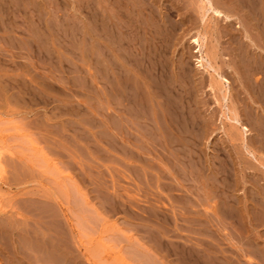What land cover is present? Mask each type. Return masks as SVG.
Instances as JSON below:
<instances>
[{
  "label": "rangeland",
  "instance_id": "1",
  "mask_svg": "<svg viewBox=\"0 0 264 264\" xmlns=\"http://www.w3.org/2000/svg\"><path fill=\"white\" fill-rule=\"evenodd\" d=\"M12 1L0 0V264H264V0L261 3L259 0H242V5L239 3L241 7L237 0L235 2L238 7L236 4L228 5L232 9L227 5L223 7L234 14L241 9L232 18L233 26L222 24L223 22L216 23L213 19L206 20L218 29L217 33L224 35L212 36L207 32L202 49L209 50V54L217 46L216 58L211 64L218 69L210 66L199 67L197 63V48L192 42L201 29L198 9L195 7L196 0H174L180 10L173 9L176 11L170 20L173 28H169L175 29L171 31L172 34H168L167 43L170 46L165 43V52L157 56V61L161 64L158 63L165 68V75L169 72L166 78L161 77L163 81L156 77L160 83L152 82L153 77H149L142 66L139 67L140 55L123 49L117 34L109 36L108 25H115L116 22L111 9H105L108 12L103 11L107 24L104 23L103 28L108 26L105 31L102 29L106 38L103 34L104 37H98L96 17L94 18L97 15L96 10L99 9L97 0H83L84 3L81 0H14V6ZM159 1L156 2L158 9L161 3ZM80 3H83L82 6ZM166 3L171 2L169 0ZM9 4H12L11 7ZM187 8H193L190 17L183 18L182 12ZM243 10L246 13H249L248 10L251 12L245 14ZM109 11H112L114 17L107 15ZM256 15L259 16L255 17ZM255 18L259 20L255 21L256 26ZM66 22H70L69 25ZM237 24H241V30L235 28ZM94 28L96 32L93 31ZM228 29L229 35L225 32ZM235 30L239 35L238 39L230 37ZM107 37L111 38L112 44ZM100 53H106L108 57L101 56ZM236 53L241 55L237 56ZM210 55L213 57L209 54L208 60ZM182 71H187L188 75ZM218 73L229 81L227 99L223 98L222 91L217 90ZM215 75L217 78H214ZM169 79L172 83L168 82ZM171 84L179 87L180 95L169 90ZM210 85L215 87L211 89ZM191 87L194 89H190ZM185 89L186 93L193 94L195 98L186 94ZM162 92L165 96H170H166L165 101L159 97ZM186 95L187 98H183ZM179 97L184 99L183 102L192 104L189 107L188 103L191 109L187 118L196 123L195 119L198 117L196 125L201 129L194 130L193 138L178 139L174 133L172 119L175 118V105L172 104ZM155 101H160L161 106ZM232 106L249 129L244 138L245 144L242 136H238L237 130L232 126L233 123L227 119V107ZM170 107L173 110H169ZM147 117L151 118L146 119ZM176 140H180L185 146L187 142H195L199 150L186 152L187 159L179 154L178 161L174 148ZM243 145L254 155H250ZM142 149L144 150L141 151ZM134 150L136 155L132 153ZM155 154H159L160 158ZM155 159L160 160V163H168H165L168 165L165 166L167 169H163V164ZM182 164L187 168L182 170ZM165 170L172 174H166ZM149 216L153 218L152 221ZM197 222L199 227L195 224ZM202 222L208 223L207 226L202 225ZM194 228L196 232L193 231ZM155 236L160 237H157L159 240ZM208 246L213 248L209 249ZM218 260L221 263L216 262Z\"/></svg>",
  "mask_w": 264,
  "mask_h": 264
},
{
  "label": "bare ground",
  "instance_id": "2",
  "mask_svg": "<svg viewBox=\"0 0 264 264\" xmlns=\"http://www.w3.org/2000/svg\"><path fill=\"white\" fill-rule=\"evenodd\" d=\"M14 1V0H13ZM12 1V2H13ZM17 1V0H16ZM19 1V0H18ZM21 1V0H20ZM31 1H33V0H31ZM43 1V0H42ZM76 1V0H75ZM83 3L85 2V1H83V0H81ZM87 1V0H86ZM161 1V3H159V9H158V7H157V5H156V2H157V0H97L96 2V4L98 5V10H96L97 11V15H95L94 16V18L96 17V23L95 24H97V27H96V29H97V34H98V37L99 38H101V36H103L104 34H103V31H102V29H104L103 28V24L105 23V16L103 15V11H107V10H105V9H111L112 11H113V13H114V16H115V20H116V22H114V21H112V22H114L115 23V25L113 24V25H108L109 26V28H108V26L106 27V28H108V29H110L109 30V36H111V35H113V36H115L116 34L119 36V39H118V41H119V44H120V46L123 48V49H126V50H129L130 52H136V55H140V58H139V61H140V63H139V61H138V63H139V67L141 68V66H142V68H144L145 69V71H146V73L149 75V77L151 76V77H153V80H152V82H154V81H158L159 82V80H156L157 78L158 79H162V81L164 80L163 78H164V76H165V78H166V75H167V73H169V72H167L166 73V75H165V72L163 71L165 68L162 66V65H160L161 63L159 62V61H157V59H159L157 56H160V55H162V52L164 51L165 52V50H164V48L166 47V45L167 46H170L169 45V43H167L168 42V34H172L171 33V31L172 30H174V29H170L169 27H171V28H173V26L172 25H170L171 24V22H170V20H171V17L174 15V11H173V9L175 8V9H177V10H180V8H179V5L174 1V0H170V2L171 3H166V1H169V0H160ZM159 1V2H160ZM190 1V0H189ZM188 1V2H189ZM235 1H237V0H219L218 2H216V0H196V2H195V7H197V9H198V14H199V23H200V26H201V29H199V31H198V34L193 38V41L192 42H194L195 44H196V53H197V63H198V66L199 67H213L212 66V64H211V62H212V60L214 61V59L216 58V49H217V46L215 47V45L213 46V47H215V48H213V50H212V48H211V50H212V53L210 52L209 54H212V56L213 57H211V55H210V60H208L209 59V54H208V52H209V50H206L205 48V50H203L202 51V49H203V47H204V42H206V41H204V38H205V36H206V34H207V32H209L212 36H216L217 34L218 35H220V36H224V35H221V34H219V33H217V31H218V29H215L216 27L214 26V27H212L210 24H208L207 22H206V20L207 19H213V20H215V22L217 23V22H223L222 24H226V25H231V26H233V24H231V21H233L232 20V18L233 17H236V14L238 13V12H240V10L239 11H237V13L235 12V14H234V12L232 11V12H230L229 11V9L228 10H224L223 9V7L225 8V6L227 5H232V4H236V6L238 7V4L240 3H242V0L239 2L238 1V4L235 2ZM244 1H246V0H244ZM256 1V0H255ZM260 1V3H261V1L262 0H259ZM3 3H4V1H2ZM9 2V1H8ZM24 2V1H23ZM34 2H36V1H34ZM57 2V1H56ZM59 2V1H58ZM71 2V1H70ZM93 2H95V1H93ZM247 2H249V1H247ZM254 2V1H253ZM258 2V1H257ZM256 2V3H257ZM6 3V2H5ZM9 3H11V2H9ZM22 3V2H21ZM24 3H26V2H24ZM33 3V2H32ZM52 3H55V2H52ZM62 3V2H61ZM60 3V4H61ZM82 3V4H83ZM192 3V2H191ZM256 3H254V4H256ZM259 3V4H260ZM14 4H16V2H13V6H14ZM20 4V3H19ZM26 4H28V3H26ZM37 4H39L38 2H37ZM59 4V3H58ZM64 4L65 3H63L62 5L64 6ZM81 4V3H80ZM82 4H81V6H82ZM86 4H87V2H86ZM239 4V5H240ZM245 4V3H244ZM259 4H257V5H259ZM7 5V4H6ZM10 5V4H9ZM12 5V4H11ZM11 5H10V7H11ZM18 5V4H17ZM30 5V4H29ZM32 5V4H31ZM34 6H38V5H35V4H33ZM42 5V4H41ZM70 5H72V3L70 4ZM76 5V4H75ZM89 6H90V3L88 4ZM87 5V6H88ZM94 5V4H93ZM242 5V4H241ZM241 5H240V7H241ZM246 5V4H245ZM248 5V4H247ZM2 6H3V4H2ZM8 6V5H7ZM26 6H28V5H26ZM69 6V5H68ZM74 6V5H73ZM79 6V5H78ZM94 6H96V5H94ZM187 6V5H186ZM228 6V7H229ZM235 6V7H236ZM249 6V5H248ZM252 6V5H251ZM261 6V5H260ZM29 7V6H28ZM65 7V6H64ZM72 7V6H71ZM83 7H84V5H83ZM82 7V8H83ZM190 7V6H189ZM227 7V8H228ZM245 7V6H244ZM262 7H264V6H262ZM65 8H67V6L65 7ZM77 8V7H76ZM96 7H93V9H95ZM230 8V7H229ZM243 8V7H242ZM254 8H256V7H254ZM38 9V8H37ZM84 9H86V8H84ZM88 9V8H87ZM193 9V8H192ZM191 9V10H192ZM230 9H232V8H230ZM236 9V8H235ZM244 9V8H243ZM251 9V8H250ZM264 9V8H263ZM262 8H261V10H263ZM77 10H78V8H77ZM90 10V9H89ZM191 10H188V8L186 9V11L185 12H182V14L184 15L183 16V18H185L186 16H189V14H190V11ZM246 10H247V8H246ZM252 10V9H251ZM84 11V10H83ZM83 11H80V12H83ZM87 11V10H86ZM95 11V10H94ZM93 11V12H94ZM112 11H109V13L107 14V12H106V14L109 16V15H111V16H109V17H112L113 15V13H111ZM236 11V10H235ZM244 11V10H243ZM255 11V10H254ZM254 11H252L253 13H254ZM79 12V11H78ZM176 12V11H175ZM247 11H244L243 13H245V14H250V12L251 11H249L248 10V12L249 13H246ZM256 12V11H255ZM262 12H264V10L262 11ZM84 13V12H83ZM253 13H251V14H253ZM87 14V13H86ZM241 14H242V12H241ZM256 14H258L257 12H256ZM261 14H263V13H261ZM43 15V14H42ZM84 15H85V13H84ZM239 15H240V13H239ZM91 16H93V14L91 15ZM107 16V17H108ZM113 16V17H114ZM238 16V15H237ZM251 16V15H250ZM259 16V15H258ZM257 15L255 16V17H258ZM263 16V20H264V15H262ZM71 17V16H70ZM70 17H67V19H69ZM82 17V16H81ZM85 17V16H84ZM190 17V16H189ZM252 17V16H251ZM73 18L75 19V17L73 16ZM87 18V17H86ZM239 18V17H238ZM247 18H249L248 16H247ZM253 18V17H252ZM260 18V17H259ZM38 19V18H37ZM71 19V18H70ZM112 19V18H111ZM110 19V20H111ZM241 19V18H240ZM245 19V18H244ZM243 18H242V20H244ZM256 19V18H255ZM73 20V19H72ZM84 20V19H83ZM88 20V19H87ZM108 20V19H107ZM253 20V19H252ZM66 21V20H65ZM74 21V20H73ZM94 20L92 21V22H95ZM185 21V20H184ZM188 21V20H187ZM239 21V20H238ZM255 21H259L258 19H256V20H254V23H255ZM77 22V21H76ZM83 22V21H82ZM215 22H214V24H215ZM240 22V21H239ZM243 22V21H242ZM67 23V22H66ZM70 23V22H69ZM69 23H67L68 25H69ZM83 23H86V22H83ZM110 23V22H109ZM210 23V22H209ZM212 24H213V21L211 22ZM241 23V22H240ZM243 23H245V21L243 22ZM251 23V22H250ZM65 24V23H64ZM72 24V23H71ZM71 24H70V28H71ZM106 24V23H105ZM257 24L259 25V23L257 22ZM90 25H92V24H90ZM107 25V24H106ZM220 25H221V23H220ZM246 25H248V24H246ZM245 25V26H246ZM252 25V24H251ZM257 25V26H258ZM88 26H89V24H88ZM176 26V25H175ZM217 26V25H216ZM223 26V25H222ZM249 26V25H248ZM255 26H256V23H255ZM261 26V25H260ZM69 27H67V28H69ZM73 27V26H72ZM84 27H85V25H84ZM93 27V26H92ZM218 27V26H217ZM219 27H221V26H219ZM228 27V26H227ZM243 27V26H242ZM250 27V26H249ZM259 27V26H258ZM106 28L104 29V31L106 30ZM226 28V27H225ZM225 28L223 29V30H225ZM236 29H238V30H241V24H237L236 25V27H235ZM245 28V27H244ZM244 28H242V29H244ZM252 28V27H251ZM260 28V27H259ZM263 28H264V25H263ZM84 29V28H83ZM89 29V28H88ZM87 29V30H88ZM95 29V28H94ZM96 29L95 30H93V31H95L96 32ZM220 29V28H219ZM227 29V28H226ZM72 30V29H71ZM75 30V29H74ZM80 30V29H79ZM221 30V29H220ZM232 30H233V28H232ZM247 30V29H246ZM245 30V31H246ZM81 31V30H80ZM83 31V30H82ZM90 31V30H89ZM62 32V31H61ZM70 32H72V31H70ZM86 32H88V31H86ZM85 32V33H86ZM91 32V31H90ZM108 32V31H107ZM219 32V31H218ZM222 32V34H223V31H221ZM225 32H228V35L230 34L229 32V29H228V31H225ZM247 32H249V31H247ZM74 33V32H73ZM83 33V32H82ZM241 33V32H240ZM250 33V32H249ZM65 34V33H64ZM75 34V33H74ZM76 34H77V32H76ZM75 34V35H76ZM92 34V33H91ZM103 34V35H102ZM82 35V34H81ZM241 35V34H240ZM242 35H243V33H242ZM248 35V34H247ZM250 35V34H249ZM248 35V36H249ZM253 35V34H252ZM66 36V35H65ZM69 36V35H68ZM80 36V35H79ZM83 36H84V34H83ZM82 36V37H83ZM94 36V35H93ZM105 36V38H106V35H104ZM103 36V37H104ZM108 36V35H107ZM117 36V37H118ZM173 36V35H172ZM219 36V37H220ZM263 37H264V35H262ZM261 36V37H262ZM76 37V36H75ZM112 37V36H111ZM218 37V36H217ZM218 37V38H219ZM231 38H239V35L237 34V31L235 30V31H233L232 32V34H231V36H230ZM245 37V36H244ZM243 37V38H244ZM262 37V38H263ZM84 38V37H83ZM98 38V39H99ZM108 38V40L110 41V39H109V37H107ZM113 38H115V37H113ZM246 38V37H245ZM94 39V38H93ZM104 39V38H103ZM177 39V38H176ZM241 39V38H240ZM73 40V39H72ZM107 40V39H106ZM115 40V39H114ZM229 40H231V39H229ZM233 40V39H232ZM244 40V39H243ZM264 40V39H263ZM71 41V40H70ZM113 41V40H112ZM117 41V40H116ZM225 41V40H224ZM242 41V40H241ZM249 41H250V39H249ZM114 42V41H113ZM171 42V41H170ZM219 42V41H218ZM234 42H237V41H234ZM165 43H167V44H165ZM240 43V42H239ZM264 43V42H263ZM32 44V43H31ZM110 44H112V42L110 41ZM119 44H118V46H119ZM246 44V43H245ZM244 44V45H245ZM254 44H256V43H254ZM34 45V44H33ZM97 45V44H96ZM259 45H261V44H259ZM98 46H99V44H98ZM109 46V45H108ZM205 46H207V45H205ZM248 45H246L245 47H247ZM262 46V45H261ZM111 47V46H110ZM120 47V48H121ZM209 47V46H208ZM237 47V46H236ZM253 47H256V46H253ZM252 47V48H253ZM258 47H260V46H258ZM263 47V46H262ZM99 48V47H98ZM168 48V47H167ZM210 48V47H209ZM248 48V47H247ZM247 48H245V49H247ZM100 49V48H99ZM123 49H121V50H123ZM258 49V48H257ZM263 49H264V47H263ZM103 50V49H102ZM125 50V51H126ZM169 50H170V48H169ZM210 50V51H211ZM244 50V49H243ZM100 51H101V49H100ZM99 50H98V52H100ZM125 51H122V52H125ZM208 51V52H207ZM249 51V53L251 52L250 51V49L248 50ZM101 52H103V51H101ZM117 52L118 51H116V54H117ZM163 52V53H164ZM204 52V53H203ZM262 52V51H261ZM104 53V52H103ZM121 53V52H120ZM127 53H128V51H127ZM241 53V52H240ZM243 53V52H242ZM247 53V52H246ZM101 54V53H100ZM106 54V53H105ZM104 54V55H105ZM125 54V53H124ZM165 54H167V53H165ZM215 54V55H214ZM259 54V53H258ZM103 54H101V56H102ZM103 55V56H104ZM111 55V54H110ZM127 55V54H126ZM236 55H237V53H236ZM239 55V54H238ZM237 55V56H238ZM241 55V54H240ZM239 55V56H240ZM243 55H244V53H243ZM245 55H247V54H245ZM254 55V54H253ZM256 55V54H255ZM260 55V54H259ZM106 56V55H105ZM120 56V55H119ZM121 56H122V54H121ZM135 56V55H134ZM106 57H108V56H106ZM118 57V56H117ZM130 57V56H129ZM137 57V56H136ZM139 57V56H138ZM163 57V56H162ZM247 57H249V60L251 59L250 58V56H247ZM246 57V58H247ZM254 57V56H253ZM111 57H109V59H110ZM131 58V57H130ZM238 58V57H237ZM240 58V57H239ZM243 58V57H242ZM256 58V57H255ZM262 58L263 57H261V60H262ZM105 59V58H104ZM107 59V58H106ZM123 59V58H122ZM128 59V58H127ZM138 59V58H137ZM167 58H165V60H166ZM245 59V58H244ZM253 59V58H252ZM112 60H113V58H112ZM120 60V59H119ZM124 60V59H123ZM132 60V59H131ZM135 60V59H134ZM161 60V59H160ZM164 60V59H163ZM164 60V61H165ZM248 60V59H247ZM255 60V59H254ZM253 60V61H254ZM162 61V60H161ZM240 61H241V59H240ZM246 61V60H245ZM255 61H257V60H255ZM255 61H254V63H255ZM108 62V61H107ZM111 62V61H110ZM114 62V61H113ZM160 64H159V63ZM166 62H167V60H166ZM165 62V63H166ZM242 62V61H241ZM244 62V61H243ZM242 62V63H243ZM260 62V61H259ZM259 62H258V64H259ZM264 62V61H263ZM37 63V62H36ZM115 63V62H114ZM129 63V62H128ZM137 63V64H138ZM170 63V62H169ZM168 63V64H169ZM185 63V62H184ZM183 63V64H184ZM213 63V62H212ZM245 63V62H244ZM243 63V64H244ZM247 64L249 63V61H247L246 62ZM261 63V62H260ZM98 64V63H97ZM100 65H101V63H99ZM135 64V63H134ZM178 64H182V63H178ZM218 64V63H217ZM239 64V63H238ZM262 64V63H261ZM103 65V64H102ZM126 65V64H125ZM170 65V64H169ZM216 65V64H215ZM220 65V64H219ZM118 65H116V67H117ZM137 66V67H138ZM165 66V65H164ZM243 66V65H242ZM257 66V65H256ZM102 67V66H101ZM111 67V66H110ZM127 67V66H126ZM136 67V66H135ZM166 67H167V65H166ZM181 67V66H180ZM179 67V68H180ZM186 67V66H185ZM198 67V68H199ZM229 67V66H228ZM252 67V66H251ZM112 68V67H111ZM110 68V69H111ZM118 68H120V66L118 67ZM129 68V67H128ZM179 68L178 69H176V70H179ZM213 68H217V67H213ZM212 68V69H213ZM249 68V67H248ZM254 68L255 67H253V70H254ZM262 68V67H261ZM101 69V68H100ZM139 69V68H138ZM137 69V70H138ZM143 69V70H144ZM181 69V68H180ZM184 69V68H183ZM200 69V68H199ZM218 69V68H217ZM263 69V68H262ZM102 70V69H101ZM108 70V69H107ZM122 70V69H121ZM129 70H130V68H129ZM141 70V69H140ZM139 70V71H140ZM203 70V69H202ZM215 70V69H214ZM103 71V70H102ZM106 71V70H105ZM113 71H114V69H113ZM112 71V72H113ZM213 71V70H212ZM217 71V70H216ZM250 71V70H249ZM115 72H117V71H115ZM114 72V73H115ZM122 72H123V70H122ZM187 72V71H186ZM185 71H182V73L184 74V73H186ZM219 72V71H218ZM222 72V71H221ZM239 72H241V71H239ZM244 72V71H243ZM242 72V73H243ZM247 72V71H246ZM260 72V71H259ZM106 73V72H105ZM139 73V72H138ZM174 73V72H173ZM178 73H179V71H178ZM189 73V72H188ZM214 73V72H213ZM101 74V73H100ZM120 74V73H119ZM118 74V75H119ZM124 74V73H123ZM133 74V73H132ZM136 74V73H135ZM143 74V73H142ZM141 74V75H142ZM262 74V73H261ZM264 74V73H263ZM102 75V74H101ZM101 75H99L100 77H102ZM115 75V74H114ZM113 75V76H114ZM122 75V74H121ZM121 75L119 76V77H121ZM138 77H139V75L138 74H136ZM169 75V74H168ZM186 75H188L187 73H186ZM186 75H183V76H186ZM237 75V74H236ZM257 75H258V73H257ZM106 76H108L107 74H106ZM131 76V75H130ZM170 76V75H169ZM173 76V75H172ZM176 76V75H175ZM240 76V75H239ZM244 76H245V74H244ZM250 77H251V75H249ZM104 77H105V75H104ZM115 77H116V75H115ZM124 78H125V76H123ZM128 77V76H127ZM157 77V78H156ZM161 77H163V78H161ZM218 80L216 81V83H218V88L219 89H217V90H220V91H222L223 93H224V95H223V98L224 99H227L226 97H227V93L229 92V85H228V83H229V81H228V79H226L222 74H219L218 73ZM170 78V77H169ZM189 78V77H188ZM206 78V77H205ZM214 78H217L216 77V75H215V77ZM213 78V79H214ZM101 79H103V77L101 78ZM119 79V78H118ZM129 79V78H128ZM131 79H133V78H131ZM144 79V78H143ZM172 79H174V77L172 78ZM213 79H212V81H213ZM243 79V78H242ZM248 79V78H247ZM171 79H169V83L171 82L170 81ZM186 80L188 81V79L186 78ZM103 81V80H102ZM108 81V80H107ZM132 81V80H131ZM140 81H141V79H140ZM140 81H139V83H140ZM161 81V80H160ZM167 81V80H166ZM181 81H183V77H182V79H181ZM249 81V80H248ZM254 81V80H253ZM257 81V80H256ZM263 82V81H262ZM134 82H132V84H133ZM156 83V82H155ZM160 83V82H159ZM167 83V82H166ZM172 83V82H171ZM176 83V82H175ZM178 83V82H177ZM184 84H185V82H183ZM187 83V82H186ZM190 83V82H189ZM188 83V84H189ZM192 83V82H191ZM214 83V82H213ZM225 83H227V84H225ZM131 84V83H130ZM137 84V83H136ZM146 84V83H145ZM158 84V83H157ZM163 83L161 82V85H162ZM165 84V83H164ZM187 84V86H189ZM247 84H248V82H247ZM123 85V84H122ZM127 85H128V83H127ZM153 85V84H152ZM172 86L171 87H169V90L170 91H173L175 94H179L180 95V93H181V91L180 92H178L179 91V87H177V85H175V84H171ZM180 85V84H179ZM246 85V84H245ZM120 86V85H119ZM124 86V85H123ZM125 86H126V84H125ZM133 86V85H132ZM139 86V85H138ZM142 86V85H141ZM146 86V85H145ZM158 86V85H157ZM160 86V85H159ZM164 86V85H163ZM167 86H168V84H167ZM243 86V85H242ZM256 86V85H255ZM260 86V85H259ZM264 86V85H263ZM112 87V86H111ZM135 88H136V85L134 86ZM150 87V86H149ZM152 87V86H151ZM161 87V86H160ZM166 87V86H165ZM195 87V86H194ZM194 87L192 88H190V89H194ZM211 89H213L215 86H209ZM244 87V86H243ZM248 87V86H247ZM121 88V87H120ZM134 88V89H135ZM146 88V87H145ZM153 88V87H152ZM154 88H157V87H154ZM159 88V87H158ZM163 88V87H162ZM182 88V87H181ZM184 88H185V85H184ZM252 88V87H251ZM262 87H260V89H261ZM106 89H108V88H106ZM115 89V88H114ZM118 89V88H117ZM123 89V88H122ZM126 89H127V87H126ZM125 89V90H126ZM128 89H130V88H128ZM131 89H133V87L131 88ZM148 89V88H147ZM166 89V88H165ZM186 89H187V87H186ZM185 89V93H186V90ZM189 89V88H188ZM210 89V90H211ZM263 89V88H262ZM113 90V89H112ZM143 90V89H142ZM152 90V89H151ZM184 90V89H183ZM209 90V89H208ZM215 90V89H214ZM216 90V91H217ZM251 90H253V89H251ZM119 91V90H118ZM122 91V90H121ZM120 91V92H121ZM139 91V90H138ZM160 91V90H159ZM162 91H166V90H162ZM114 92V91H113ZM115 92H117L116 90H115ZM124 92V91H123ZM149 92H150V90H149ZM169 92V91H168ZM183 92V91H182ZM191 92V91H190ZM194 92V91H193ZM192 92V93H193ZM140 93V92H139ZM158 93V92H157ZM163 93V92H162ZM158 94L159 95V97H161V98H163V100H164V98L166 97V96H169V95H166L165 96V94L163 93V94ZM166 93V92H165ZM188 93V92H187ZM186 93V94H187ZM261 93H262V91H261ZM111 94V93H110ZM135 94V93H134ZM149 94V93H148ZM151 94H153V93H151ZM150 94V95H151ZM155 94V93H154ZM183 94H184V92H183ZM189 94V93H188ZM229 94V93H228ZM117 95V94H116ZM124 95H126V93L124 94ZM140 95V94H139ZM171 95V94H170ZM190 95V94H189ZM191 95H193V94H191ZM190 95V96H191ZM114 96V95H113ZM121 96H123V95H121ZM143 96V95H142ZM153 96V95H152ZM190 96H189V98H190ZM128 97V96H127ZM155 97V96H154ZM158 97V98H159ZM170 97V96H169ZM174 97H176V96H174ZM191 97H194L195 98V96L193 95V96H191ZM251 97V96H250ZM253 97V96H252ZM255 97V96H254ZM122 98V97H121ZM140 99H141V97H139ZM147 98V97H146ZM167 98V97H166ZM177 98V97H176ZM180 98V97H179ZM182 98V97H181ZM180 98V99H181ZM183 98H187V95H186V97H183ZM222 98V99H223ZM127 99V98H126ZM132 99V98H131ZM130 99V100H131ZM148 99V98H147ZM157 99V98H156ZM174 99V98H173ZM178 99V100H176L175 99V101L173 100V103L175 102V104H172V102H171V104L172 105H175V107L174 106H172V107H174L175 109L173 110L171 107H170V109L169 110H173L174 111V114L173 115H175V118H173L172 119V122H173V124H172V122L170 123V124H172V127L175 129V135L176 136H178L177 138L179 139V138H193V135H194V130L196 129L197 130V128H199V127H197V125H196V123L198 122V117H197V120L195 119V121H197L196 123L194 122V121H192V120H189V118H187V116L189 115V109H191V108H189V107H191V102H188V103H190V106L188 107V103H186V102H183V100L181 99ZM249 99V98H248ZM257 99V98H256ZM123 100H124V98H123ZM151 100H152V97H151ZM154 100V99H153ZM161 100V99H160ZM189 100V99H188ZM191 100V99H190ZM194 100V99H193ZM132 101V100H131ZM131 101H129V102H131ZM143 101V100H142ZM146 101V100H145ZM157 101V100H156ZM155 101V103L157 104L158 103V105L159 106H161L160 104H159V102H156ZM162 101V100H161ZM165 101V100H164ZM170 101H172V98H171V100ZM186 101H187V99H186ZM195 101H197V100H195ZM218 101V100H217ZM122 102V101H121ZM144 102V101H143ZM147 102H149V101H147ZM167 102H169V100H167ZM151 103V102H150ZM129 104V103H128ZM130 104H132V103H130ZM133 104H135L134 102H133ZM141 104V103H140ZM168 104V103H167ZM197 104V103H196ZM126 105V104H125ZM148 105V104H147ZM155 105V104H154ZM158 105H156V106H158ZM168 105H170V104H168ZM198 105V104H197ZM108 106V105H107ZM143 106V105H142ZM150 106V105H149ZM109 107H110V105H109ZM125 107V106H124ZM133 107V106H132ZM140 107H141V105H140ZM164 107H165V104H164ZM192 107H194V108H197V107H195V106H192ZM250 107V106H249ZM111 108V107H110ZM128 108H129V106H128ZM151 108V107H150ZM152 108H153V106H152ZM161 108V107H160ZM160 108H159V110H160ZM167 108V107H166ZM109 109V108H108ZM130 109V108H129ZM135 109V108H134ZM119 110H120V108H119ZM131 110V109H130ZM145 110H146V108H145ZM158 110V109H157ZM158 110V111H159ZM195 110V109H194ZM194 110H192V111H194ZM197 110H199V108L197 109ZM227 110H228V115H226L227 116V119L229 120V121H231L233 124H232V126L237 130V133H238V136H239V134L242 136V139H243V144H245V137L247 136V132H248V127L246 126V125H244L243 124V122H242V119H241V116L239 115V113H238V111L234 108V106H232V107H227ZM251 110V109H250ZM108 111V110H107ZM124 111V110H123ZM141 111V110H140ZM147 111V110H146ZM161 111H162V108H161ZM128 112V111H127ZM152 112H153V109H152ZM164 112H166L165 110H164ZM196 112V110L194 111V113ZM114 113H115V111H114ZM116 113H117V111H116ZM131 113V112H130ZM153 113H155V112H153ZM158 113V112H157ZM167 113V112H166ZM245 113V112H244ZM139 114V113H138ZM143 114H145V113H143ZM169 114H172V113H169ZM190 114H192V113H190ZM246 114V113H245ZM100 115V114H99ZM103 115V114H102ZM125 115V114H124ZM151 115V114H150ZM247 115V114H246ZM245 115V116H246ZM104 116V115H103ZM102 116V117H103ZM137 116V115H136ZM154 116V115H153ZM152 116V117H153ZM162 116V115H161ZM168 116V115H167ZM195 116H197V115H195ZM204 115H202V117H203ZM112 117H115V116H112ZM140 117V116H139ZM143 117H145V116H143ZM160 117V116H159ZM191 117V116H190ZM261 117V116H260ZM105 118V117H104ZM128 118H130V117H128ZM138 118V117H137ZM149 117H147L146 119H148ZM151 118V117H150ZM149 118V119H150ZM153 118H155V117H153ZM158 118V117H157ZM164 118H165V116H164ZM131 119V118H130ZM162 119H163V117H162ZM254 119V118H253ZM253 119H252V121H253ZM101 120V119H100ZM200 120V119H199ZM203 120V119H202ZM103 121V120H102ZM109 121V120H108ZM168 121V120H167ZM204 121H206V120H204ZM103 122H105V121H103ZM102 122V123H103ZM131 122H132V120H131ZM150 122V121H149ZM166 122V121H165ZM200 122V121H199ZM202 122V121H201ZM107 123V122H106ZM109 123H110V121H109ZM112 123V122H111ZM157 123V122H156ZM159 123V122H158ZM203 123V122H202ZM201 123V124H202ZM260 123V122H259ZM256 124V123H255ZM263 124V123H262ZM114 125V124H113ZM120 125H121V123H120ZM132 125V124H131ZM130 125V126H131ZM108 126V125H107ZM143 125H141V127H142ZM169 126V125H168ZM198 126H200V125H198ZM203 126V125H202ZM208 126V125H207ZM136 127V126H135ZM152 127H153V125H152ZM252 127V126H251ZM250 127V128H251ZM112 128V127H111ZM118 128V127H117ZM125 127H123V129H124ZM129 128V127H128ZM157 128V127H156ZM166 128V127H165ZM164 128V129H165ZM206 128H208V127H206ZM264 128V127H263ZM159 129V128H158ZM163 129V128H162ZM173 129V130H174ZM199 129H201V128H199ZM205 129V128H204ZM217 129V128H216ZM121 130H122V128H121ZM134 130V129H133ZM132 130V131H133ZM161 130V129H160ZM130 130H128V132H129ZM137 131V130H136ZM164 131V130H163ZM212 132V131H211ZM110 133V132H109ZM129 133H131V132H129ZM134 133V132H133ZM132 133V134H133ZM137 133V132H136ZM141 133H142V131H141ZM146 133V132H145ZM148 133H150L149 132V130H148ZM157 133H158V131H157ZM156 133V134H157ZM198 133V132H197ZM200 133V132H199ZM219 133V132H218ZM233 133V132H232ZM235 133V132H234ZM113 134V133H112ZM121 135H122V133H120ZM154 134H155V132H154ZM155 134V135H156ZM115 135V134H114ZM113 135V136H114ZM131 135V134H130ZM137 135V134H136ZM142 135H145V134H142ZM199 135V134H198ZM206 135V134H205ZM128 136V135H127ZM133 136H134V134H133ZM147 136V135H146ZM149 136H152L153 137V135H149ZM148 136V137H149ZM112 137V136H111ZM136 137V136H135ZM141 137V136H140ZM139 137V138H140ZM156 137V136H155ZM161 137V136H160ZM159 137V138H160ZM169 137V136H168ZM195 137H196V135H195ZM113 138V137H112ZM115 138V137H114ZM119 138V137H118ZM122 138V137H121ZM144 138V137H143ZM171 138H173V137H171ZM171 138H169V139H171ZM198 138V137H197ZM155 139V138H154ZM167 139V138H166ZM168 139V140H169ZM176 139V138H175ZM124 140V139H123ZM125 140H127V139H125ZM134 140H135V138H134ZM157 140H159L158 138H157ZM157 140H155V141H157ZM193 140V139H192ZM197 140V139H196ZM199 140V139H198ZM218 140V139H217ZM231 140V139H230ZM112 141H113V139H112ZM111 141V142H112ZM147 141V140H146ZM149 141V140H148ZM154 141V140H153ZM187 141H189V140H187ZM260 141V140H259ZM115 142V141H114ZM136 142H138V141H136ZM142 142H143V144H145L144 143V141L142 140ZM123 143V142H122ZM164 143H165V141H164ZM242 143V142H241ZM133 144V143H132ZM139 144H140V142H139ZM150 144V143H149ZM153 144V143H152ZM156 144V143H155ZM158 144H160V143H158ZM127 145V144H126ZM129 145V144H128ZM127 145V146H128ZM131 145V144H130ZM146 145V144H145ZM154 145V144H153ZM117 146V145H116ZM119 146H120V144H119ZM118 146V147H119ZM150 146V145H149ZM155 146H157V145H155ZM163 146V145H162ZM244 146V145H243ZM111 147V146H110ZM115 147V146H114ZM114 147H113V149L112 150H114ZM123 147H124V144H123ZM136 147V146H135ZM152 147V146H151ZM197 147V144L195 143V142H187V146H185L180 140H176L175 141V146H174V148H175V153L177 154V157H178V161H180L179 160V154H182L183 156H185V155H187L186 154V152H188V153H191V152H193L194 150L196 151V150H199V148L197 149L196 148ZM245 147V150H247V152L250 154V155H254L251 151H249L248 150V147L247 146H244ZM138 148V147H137ZM153 148V147H152ZM159 148V147H158ZM171 148V147H170ZM170 148H168V149H170ZM173 148V147H172ZM219 148V147H218ZM121 149V148H120ZM120 149H118V150H120ZM130 149V148H129ZM128 149V150H129ZM140 149V148H139ZM160 149H161V147H160ZM213 149V148H212ZM118 150H117V152H118ZM124 150V149H123ZM131 150H133V149H131ZM144 149H142L141 151H143ZM162 150V149H161ZM217 150V149H216ZM157 151V150H156ZM163 151V150H162ZM220 151V150H219ZM116 152V153H117ZM122 153H123V151H121ZM138 152V151H137ZM146 152V151H145ZM126 152H124V154H125ZM132 153H134L135 154V150L132 152ZM149 153H151V152H149ZM155 153V152H154ZM164 153V152H163ZM166 153V152H165ZM200 153V152H199ZM222 153V152H221ZM131 154V153H130ZM146 153H144V155H145ZM162 154V153H161ZM169 154V153H168ZM212 154V153H211ZM129 155V154H128ZM136 155V154H135ZM142 155V154H141ZM139 155V157L141 158L142 156H144V155ZM152 155V154H151ZM150 155V156H151ZM156 155V154H155ZM159 155V154H158ZM158 155H156V156H158ZM175 155V154H174ZM191 155V154H190ZM197 155V154H196ZM199 155V154H198ZM130 156V155H129ZM146 156V155H145ZM144 156V157H145ZM162 156H163V154H162ZM176 156V155H175ZM189 156V155H188ZM187 156H185V158H186ZM138 158V157H137ZM154 158H156V157H154ZM158 158H160L159 156H158ZM175 158V157H174ZM184 158V157H183ZM183 158H181V160L183 159ZM219 158V157H218ZM149 159H151V158H149ZM149 159H147V160H149ZM172 159V158H171ZM187 159V158H186ZM138 160V159H137ZM153 160V159H152ZM156 161H158L157 159H155ZM165 160V159H164ZM199 159H197V161H198ZM156 161H154L155 163H156ZM166 161H168V160H166ZM154 162H152V163H154ZM159 163H160V160L158 161ZM183 161H181V163H182ZM193 162V161H192ZM195 162V161H194ZM200 162L202 163V160H200ZM200 162H199V164L198 165H200ZM137 163V162H136ZM145 163H146V161H145ZM149 163V162H148ZM151 162H150V164H152ZM155 163H154V165H155ZM159 163H157V164H159ZM162 163V162H161ZM160 163V164H161ZM166 163V162H165ZM165 163H164V161H163V166H164V168L163 169H167L166 167L168 166H166L165 165ZM174 163V162H173ZM166 164H168V163H166ZM203 164V163H202ZM202 164L200 165V167L202 166ZM189 165H190V163H189ZM188 165V166H189ZM223 165V164H222ZM148 166V165H147ZM166 166V167H165ZM175 166H176V164H175ZM142 167H143V165H142ZM159 167V166H158ZM171 167V166H170ZM198 167V166H197ZM200 167H198L199 169H200ZM219 167V166H218ZM223 167H226V166H223ZM139 168V167H138ZM146 168V167H145ZM160 168H162V167H160ZM169 168V167H168ZM182 168H185V166H184V164H182V166H181V169ZM187 168V167H186ZM185 168V169H186ZM204 168V167H203ZM149 169V168H148ZM170 169V168H169ZM209 169V168H208ZM218 169V168H217ZM220 169H221V167H220ZM225 169V168H224ZM141 170V169H140ZM139 170V171H140ZM152 170V169H151ZM156 170V169H155ZM183 170V169H182ZM200 170H202V169H200ZM222 170H223V168H222ZM158 171V170H157ZM161 171V170H160ZM165 171H167L166 172V174H170L171 172H168V170H165ZM171 171V170H170ZM198 171V170H197ZM204 171H206V170H204ZM225 171V170H224ZM146 172V171H145ZM184 172V171H183ZM187 172H189V171H187ZM201 172H203V171H201ZM141 173V172H140ZM157 173V172H156ZM162 173V172H161ZM160 173V174H161ZM180 173V172H179ZM185 173V172H184ZM198 173V172H197ZM205 173V172H204ZM210 173H211V171H210ZM155 174V173H154ZM172 174V173H171ZM200 174V173H199ZM145 175V174H144ZM162 175H163V173H162ZM179 175V174H178ZM180 175H182V173L180 174ZM184 175V174H183ZM196 175V174H195ZM215 175V174H214ZM173 176V175H172ZM189 176V175H188ZM193 176V175H192ZM216 176V175H215ZM138 177H140L139 175H138ZM158 177V176H157ZM156 177V178H157ZM179 177V176H178ZM201 177H202V175H201ZM203 177H205V176H203ZM177 178V177H176ZM191 178V177H190ZM141 179V178H140ZM150 179V178H149ZM162 179V178H161ZM172 179H173V177H172ZM180 179H182V176H181V178ZM206 179V178H205ZM211 179V178H210ZM214 179V178H213ZM159 180H160V178H159ZM175 180V179H174ZM150 181H152V179L150 180ZM149 181V182H150ZM183 181V180H182ZM177 182V181H176ZM217 182H219L218 180H217ZM205 184V183H204ZM203 184V185H204ZM207 184V183H206ZM218 184H220V183H218ZM171 185L173 186V184L171 183ZM186 185V184H185ZM202 185V184H201ZM213 185V184H212ZM136 186V185H135ZM176 187H177V185H176ZM186 187V186H185ZM205 187V186H204ZM209 187V186H208ZM220 187V186H219ZM219 187H218V189H219ZM165 188V187H164ZM172 188V187H171ZM202 188H203V186H202ZM213 188V187H212ZM214 188H216V187H214ZM213 188V189H214ZM145 189V188H144ZM213 189H212V191H213ZM221 189V188H220ZM137 190V189H136ZM142 190V189H141ZM196 190V189H195ZM206 190H209V189H205V191ZM231 190H233V191H235L234 189H232L231 188ZM144 191V190H143ZM181 191V190H180ZM180 191L178 192V193H180ZM218 191V190H217ZM222 191V190H221ZM220 191V192H221ZM130 192H131V190H130ZM142 192V191H141ZM174 192V191H173ZM175 192H177V191H175ZM231 192V191H230ZM126 193V192H125ZM129 193V192H128ZM132 193V192H131ZM151 193V192H150ZM186 193H188V192H186ZM215 193V192H214ZM213 193V194H214ZM227 193V192H226ZM233 193V192H232ZM130 194V193H129ZM133 194V193H132ZM136 194V193H135ZM134 194V195H135ZM181 194H182V192H181ZM184 194V193H183ZM191 194V193H190ZM210 194V193H209ZM208 194V195H209ZM216 194V193H215ZM219 194V193H218ZM228 194V193H227ZM126 195V194H125ZM222 195V194H221ZM224 195V194H223ZM127 196V195H126ZM133 196V195H132ZM177 196H179V195H176V197ZM188 196V195H187ZM190 196V195H189ZM216 196V195H215ZM226 196V195H225ZM128 197V196H127ZM223 197V196H222ZM234 197V196H233ZM230 198H231V196H230ZM236 198H237V196H236ZM251 198V197H250ZM178 199V201H181V200H179V198H177ZM209 199H210V196H209ZM221 199V198H220ZM231 199H233V198H231ZM148 200V199H147ZM174 200V199H173ZM200 200H202V199H200ZM227 201V200H226ZM237 201V200H236ZM163 202V201H162ZM176 202V201H175ZM195 202V201H194ZM206 202V201H205ZM234 202V201H233ZM181 203V202H180ZM179 203V204H180ZM203 203V202H202ZM231 203V202H230ZM235 203V202H234ZM148 204V203H147ZM151 204V203H150ZM210 204V203H209ZM221 204H223V203H221ZM160 205V204H159ZM158 205V206H159ZM162 206H165V205H163V204H161ZM175 205H178V204H175ZM186 205V204H185ZM198 205H200V204H198ZM204 205V204H203ZM206 205V204H205ZM212 205H213V203H212ZM228 205V204H227ZM246 205V204H245ZM149 206V205H148ZM180 206V205H179ZM210 206V205H209ZM221 206V205H220ZM138 207V206H137ZM149 207H152V206H149ZM191 207V206H190ZM198 207H200V206H198ZM204 207H206V206H204ZM203 207V208H204ZM212 207H214V205L212 206ZM236 207H237V204H236ZM247 207V206H246ZM154 208V207H153ZM155 208H157V207H155ZM154 208V209H155ZM159 208V207H158ZM180 208V207H179ZM202 208V209H203ZM209 209H210V207H208ZM215 208V207H214ZM151 209V208H150ZM181 209V208H180ZM209 209H207V211L209 210ZM222 209V208H221ZM220 209V210H221ZM185 210H186V208H185ZM194 210V209H193ZM223 210V209H222ZM226 210V209H225ZM141 211V210H140ZM154 211V210H153ZM157 211V210H156ZM187 211V210H186ZM216 211V210H215ZM227 211V210H226ZM192 212V211H191ZM148 214H149V212H147ZM146 213V214H147ZM178 213V212H177ZM194 213V212H193ZM202 213V212H201ZM228 213V212H227ZM226 213V214H227ZM236 213V212H235ZM133 214H134V212H133ZM182 214V213H181ZM187 214V213H186ZM192 214V213H191ZM203 214V213H202ZM151 215V214H150ZM155 216H156V214H154ZM194 215H195V213H194ZM223 215V214H222ZM153 216V215H152ZM167 216V215H166ZM192 216V215H191ZM190 216V217H191ZM198 216H200V214L198 215ZM204 216V215H203ZM206 216V215H205ZM208 216V215H207ZM154 217V216H153ZM159 217V216H158ZM176 217H178V216H176ZM190 217H188L189 218V220H190ZM200 217H202V216H200ZM239 217V216H238ZM149 218H150V216H149ZM155 218H157V217H155ZM192 218V217H191ZM203 219H204V217H202ZM237 218V217H236ZM243 218V217H242ZM242 218H240V219H242ZM151 219V218H150ZM153 219V218H152ZM152 219H151V221H152ZM183 219V218H182ZM208 219V218H207ZM227 219V218H226ZM234 219V218H233ZM135 220V219H134ZM175 220H177L176 218H175ZM179 220V219H178ZM197 220V219H196ZM205 220V219H204ZM211 220V219H210ZM210 220H208V221H210ZM237 220V219H236ZM139 221V220H138ZM149 221V220H148ZM147 221V222H148ZM185 221V220H184ZM191 221V220H190ZM207 221V220H206ZM155 222V221H154ZM193 222V221H192ZM195 222V221H194ZM193 222V223H194ZM199 222V221H198ZM198 222L197 223H195L196 225L198 224ZM212 222V221H211ZM213 222H215V221H213ZM218 222V221H217ZM238 222V221H237ZM141 223H143V221L141 222ZM144 223H145V221H144ZM190 223V222H189ZM192 223V224H193ZM210 223V222H209ZM227 223V222H226ZM146 224V223H145ZM181 224V223H180ZM201 224V223H200ZM206 224H208V223H206ZM206 224H204L203 222H202V225H206ZM212 224H214V223H212ZM222 224H224V223H222ZM195 225V226H196ZM202 225H200V226H202ZM210 225V224H209ZM215 225V224H214ZM225 226L227 225V224H224ZM230 225V224H229ZM188 226V225H187ZM194 226V225H193ZM207 226V225H206ZM211 226V225H210ZM219 226H220V224H219ZM228 226V225H227ZM180 227V226H179ZM178 227V228H179ZM197 227H199L198 225H197ZM224 227V226H223ZM160 228H161V226H160ZM181 228V227H180ZM179 228V229H180ZM184 228V227H183ZM211 228V227H210ZM227 228V227H226ZM190 229V228H189ZM188 229V230H189ZM200 229V228H199ZM202 229V228H201ZM207 229H208V227H207ZM215 229V228H214ZM223 229V228H222ZM137 230V229H136ZM155 230V229H154ZM192 230V229H191ZM196 229L194 228L193 229V231H195ZM198 230V229H197ZM202 230H204V227H203V229ZM212 230V229H211ZM210 230V231H211ZM47 231V230H46ZM149 231V230H148ZM181 231H183V230H181ZM192 231V232H193ZM213 231V230H212ZM55 232V231H54ZM143 232V231H142ZM151 232V231H150ZM196 232V231H195ZM194 232V233H195ZM155 233V232H154ZM159 233V232H158ZM201 233V235H202V233H203V231L202 232H200ZM199 233V234H200ZM209 233V232H208ZM215 233V232H214ZM221 233V232H220ZM46 233H43V235H45ZM49 234V233H48ZM51 234V233H50ZM150 234V233H149ZM156 235H160V233L159 234H157V233H155ZM219 234V233H218ZM217 234V235H218ZM42 235V236H43ZM152 235V234H151ZM150 235V236H151ZM178 235V234H177ZM206 235H207V232H206ZM209 235V234H208ZM221 235V234H220ZM154 236V235H153ZM179 236H181V235H179ZM194 236H196V235H194ZM212 236V235H211ZM147 237H149V235H147ZM156 237V236H155ZM158 237V236H157ZM156 237V238H157ZM201 237V236H200ZM210 237V236H209ZM45 238V237H44ZM43 238V239H44ZM59 238V237H58ZM146 238V237H145ZM150 238V237H149ZM148 238V239H149ZM153 238V237H152ZM158 238H160V237H158ZM157 238V239H158ZM186 238V237H185ZM204 238V237H203ZM206 238V237H205ZM211 238H213V236L211 237ZM209 239V238H208ZM228 239V238H227ZM159 240V239H158ZM186 240V239H185ZM197 240V239H196ZM213 240V239H212ZM230 240V239H229ZM232 240V239H231ZM152 241V240H151ZM150 241V242H151ZM189 241V240H188ZM190 241H191V239H190ZM214 241H216L215 239H214ZM45 242V241H44ZM58 242V241H57ZM198 242V241H197ZM196 242V243H197ZM199 242H200V240H199ZM202 242V241H201ZM203 242H205V239H204V241ZM252 243V242H251ZM202 244H204V243H202ZM42 245H44V244H42ZM62 245V244H61ZM196 245V244H195ZM207 245H209V244H207ZM256 246V245H255ZM54 247V246H53ZM145 247V246H144ZM207 247V246H206ZM218 247V246H217ZM254 247V246H253ZM208 248H209V246H208ZM213 248V247H212ZM212 248H209V249H212ZM234 248V247H233ZM255 248V247H254ZM197 249V248H196ZM204 249V248H203ZM218 248H216V250H217ZM221 249V248H220ZM140 250H142V249H140ZM139 250V251H140ZM215 250V251H216ZM223 250V249H222ZM221 250V251H222ZM233 250V249H232ZM23 251V250H22ZM144 251V250H143ZM199 251H201V250H199ZM199 251H197V252H199ZM205 251V250H204ZM20 252V251H19ZM149 252V251H148ZM194 252V251H193ZM255 252H257V250L255 251ZM9 253V252H8ZM169 253V252H168ZM216 253H218L217 251H216ZM241 253V252H240ZM240 253H238V255L240 254ZM249 253V252H248ZM143 254V253H142ZM211 254H212V252H211ZM242 254V253H241ZM244 254V253H243ZM242 254V255H243ZM259 254H260V252H259ZM140 255V254H139ZM146 255H147V253H146ZM149 255V254H148ZM217 255V254H216ZM246 255V254H245ZM144 256V255H143ZM150 256V255H149ZM219 256V255H218ZM233 256H235V255H233ZM244 256V255H243ZM246 256H248V255H246ZM152 257V256H151ZM150 257V258H151ZM236 257H237V254H236ZM240 257H241V255H240ZM69 258V257H68ZM72 258V257H71ZM210 258V257H209ZM217 258V257H216ZM220 258V257H219ZM238 258V257H237ZM236 258V259H237ZM144 259V258H143ZM239 259V258H238ZM237 259V260H238ZM33 260V259H32ZM65 260V259H64ZM215 260H217V259H215ZM214 260V261H215ZM38 261V260H37ZM62 261V260H61ZM216 262H220L219 260L218 261H216ZM147 263V262H146ZM154 263V262H153ZM157 263V262H156ZM221 263V262H220ZM224 263V262H223ZM60 264V263H59ZM70 264V263H69ZM150 264H152V262L150 263Z\"/></svg>",
  "mask_w": 264,
  "mask_h": 264
}]
</instances>
